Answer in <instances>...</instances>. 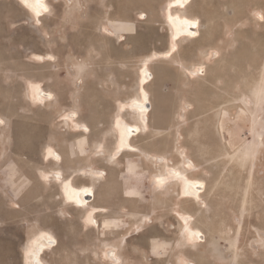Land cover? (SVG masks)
<instances>
[{"label":"rangeland","instance_id":"374dc122","mask_svg":"<svg viewBox=\"0 0 264 264\" xmlns=\"http://www.w3.org/2000/svg\"><path fill=\"white\" fill-rule=\"evenodd\" d=\"M30 1L0 0V264L45 239L44 264H264V0H194L195 39L178 0ZM75 142L111 150L96 189L74 184ZM123 163L140 202L99 214Z\"/></svg>","mask_w":264,"mask_h":264},{"label":"bare ground","instance_id":"6f19581e","mask_svg":"<svg viewBox=\"0 0 264 264\" xmlns=\"http://www.w3.org/2000/svg\"><path fill=\"white\" fill-rule=\"evenodd\" d=\"M194 0H178V3L176 4L178 8V13L173 15L171 19V24L172 26L176 27L177 29H180L183 31V35L187 36L188 38L195 39L200 35L199 31V19L198 18H192L187 14V7L191 5V3ZM32 4V8L34 9V15L38 16L37 14L41 15H46L51 11L50 4L48 0H31L30 1ZM181 31V32H182ZM147 78L151 79V73L148 71V69L145 70ZM48 94V93H47ZM51 94V93H50ZM149 97V94H146ZM150 102L146 101V103H142L141 106L143 108V111H138V114H141L143 116L144 121L148 122V117L147 113L148 111L151 110V107H149ZM146 120H145V117ZM141 122H143L140 119ZM126 134H125V142L128 141L129 139H132L134 136H137L138 134L142 133L143 129L141 125H126ZM121 151V150H120ZM59 155V154H58ZM99 172V171H98ZM173 172V170H172ZM177 172V171H176ZM97 177V176H96ZM94 177V178H96ZM72 181V180H71ZM198 182V181H197ZM194 183V182H193ZM190 182H186L184 189L188 191L190 194H195L193 193L192 189L193 187H190V184H193ZM197 184V183H196ZM195 184V186H196ZM204 188V185H198L197 188ZM195 188V191L200 193L201 190H198ZM71 200L76 202V205L83 207L85 209L88 203L95 198V192L93 187L89 186H84L82 188H73V192L71 195ZM89 206V205H88ZM192 219V218H191ZM97 223V220H95ZM201 234V233H200ZM47 240V239H45ZM41 241L38 245H36L35 249L33 252H30L29 258H31L30 263L31 264H44L42 260V255L45 251V245L47 244L46 242L52 243V245H57V240L56 239H50L47 241ZM201 242V241H200ZM114 252H112L111 255H113Z\"/></svg>","mask_w":264,"mask_h":264},{"label":"crops","instance_id":"0c3cea01","mask_svg":"<svg viewBox=\"0 0 264 264\" xmlns=\"http://www.w3.org/2000/svg\"><path fill=\"white\" fill-rule=\"evenodd\" d=\"M99 150L100 152H102L103 154L102 156L105 159V162L106 163L111 162L109 161L110 159L108 158V154H110V151H111L110 148H108L106 151V148L97 149L94 147V145H92V146H87L86 149H84V152L80 153L76 146V142H75V145L71 144L69 147H67L66 157L74 161V163H72L71 168H69V171H71L72 173H75V175L77 176V177H74L77 180L76 182H74V184L80 185V184L93 183L95 186V189L96 187L99 186V182H101V180L100 181L94 180V179H97L94 177L99 171V168H98L99 166L95 165L94 163L95 159L92 157V156H99L97 155L98 154L97 152ZM105 151L107 153H105ZM79 156L83 157L82 159L83 164H78L79 161L77 160L79 158L75 159V157H79ZM105 156H107V158H105ZM89 159L92 161H89ZM84 161H87V162H84ZM54 165L58 166L59 164L54 163ZM67 166L68 165H66L65 169L68 168ZM126 175H127L126 163H123L122 168L119 169L118 172L117 171L114 172V175H112L113 177L111 179H113V181H115L116 184L113 187H108V186L104 187V189L101 190L102 194L100 195V197L98 196L95 201V205L97 207H104L106 209V211L99 212V214H104V215L106 214V216H109L108 214H110L111 216L109 217L114 218L112 215L121 214L122 210L119 208V203H122L121 201H125V202L129 201L130 203H133L135 205L138 204V202H140V199H138L139 198L138 196L136 197L127 196V192H130L129 188L132 185L131 184H130L131 186L125 185ZM60 192H61V189L59 185V194ZM117 204L118 206L116 207L113 206Z\"/></svg>","mask_w":264,"mask_h":264},{"label":"built area","instance_id":"2783aa9c","mask_svg":"<svg viewBox=\"0 0 264 264\" xmlns=\"http://www.w3.org/2000/svg\"><path fill=\"white\" fill-rule=\"evenodd\" d=\"M201 71H202V70H201ZM197 237H198V238H204L203 236L201 237L200 235H197ZM111 254H112V253H111ZM111 254H110V255H111Z\"/></svg>","mask_w":264,"mask_h":264}]
</instances>
